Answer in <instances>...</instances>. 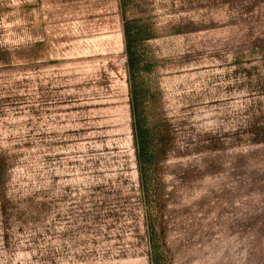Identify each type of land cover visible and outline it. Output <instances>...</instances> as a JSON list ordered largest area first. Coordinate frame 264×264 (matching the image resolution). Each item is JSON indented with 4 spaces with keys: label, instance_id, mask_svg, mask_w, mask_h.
<instances>
[{
    "label": "rangeland",
    "instance_id": "rangeland-1",
    "mask_svg": "<svg viewBox=\"0 0 264 264\" xmlns=\"http://www.w3.org/2000/svg\"><path fill=\"white\" fill-rule=\"evenodd\" d=\"M0 178V264H264V0H0Z\"/></svg>",
    "mask_w": 264,
    "mask_h": 264
},
{
    "label": "trees",
    "instance_id": "trees-1",
    "mask_svg": "<svg viewBox=\"0 0 264 264\" xmlns=\"http://www.w3.org/2000/svg\"><path fill=\"white\" fill-rule=\"evenodd\" d=\"M126 47H128V50H129V46L127 45V43H126ZM128 59L131 64L132 57L130 54H128ZM136 156H137V162H138L140 181L143 182V163L145 164V162H147L148 157H146L145 153H143V151L140 150L139 148L136 151ZM1 197H2V200H5V194L2 193Z\"/></svg>",
    "mask_w": 264,
    "mask_h": 264
}]
</instances>
